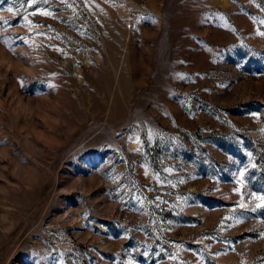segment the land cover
<instances>
[{"label": "rangeland", "instance_id": "rangeland-1", "mask_svg": "<svg viewBox=\"0 0 264 264\" xmlns=\"http://www.w3.org/2000/svg\"><path fill=\"white\" fill-rule=\"evenodd\" d=\"M0 264H264V0H0Z\"/></svg>", "mask_w": 264, "mask_h": 264}]
</instances>
